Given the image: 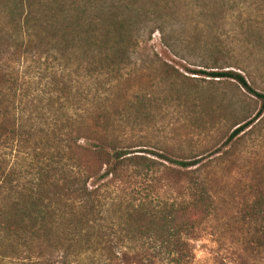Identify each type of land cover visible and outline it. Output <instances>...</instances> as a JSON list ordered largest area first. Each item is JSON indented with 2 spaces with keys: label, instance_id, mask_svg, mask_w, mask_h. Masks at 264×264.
Returning a JSON list of instances; mask_svg holds the SVG:
<instances>
[{
  "label": "rangeland",
  "instance_id": "1",
  "mask_svg": "<svg viewBox=\"0 0 264 264\" xmlns=\"http://www.w3.org/2000/svg\"><path fill=\"white\" fill-rule=\"evenodd\" d=\"M123 2L133 5L141 34L105 102L109 122L114 120L110 132L130 152L162 164L146 187L152 199L180 198L179 181L165 177L160 154L197 160L192 170L211 195V212L172 242L125 235L120 209L142 186L115 181L102 201L103 217L87 231L89 239L84 233L68 237L58 250L43 247L41 257L31 258L24 249L15 253L4 239L0 264H264V0ZM18 8V0H0L2 118L11 103L30 106L45 83V56L34 48L25 53ZM214 71L241 74L253 91L200 73ZM252 119L229 140L238 123ZM2 162L8 171L9 145L0 137Z\"/></svg>",
  "mask_w": 264,
  "mask_h": 264
},
{
  "label": "trees",
  "instance_id": "2",
  "mask_svg": "<svg viewBox=\"0 0 264 264\" xmlns=\"http://www.w3.org/2000/svg\"><path fill=\"white\" fill-rule=\"evenodd\" d=\"M18 1L25 53L34 48L45 56V83L30 106L11 103L0 117V137L9 145L8 171L0 163V241L8 239L15 253L24 249L31 258L41 257L43 247L58 250L68 237L84 233L89 239L87 231L103 217L102 201L112 194L111 185L123 180L142 186L120 209L123 234L172 242L193 230L212 209L208 189L192 170L199 162L160 154L165 177L179 181L180 198H149L146 187L162 164L130 152L110 132L114 120L109 122L105 102L140 42L133 5L123 0ZM200 73L253 91L239 73ZM253 119L238 123L229 140Z\"/></svg>",
  "mask_w": 264,
  "mask_h": 264
}]
</instances>
